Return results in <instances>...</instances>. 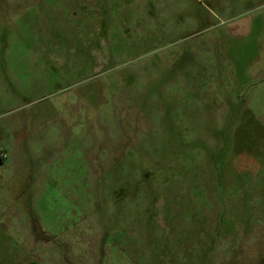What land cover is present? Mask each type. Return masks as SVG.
<instances>
[{"label": "rangeland", "instance_id": "1", "mask_svg": "<svg viewBox=\"0 0 264 264\" xmlns=\"http://www.w3.org/2000/svg\"><path fill=\"white\" fill-rule=\"evenodd\" d=\"M117 1L0 0V54L59 58L76 122L0 190V264H264V26L228 21L259 7Z\"/></svg>", "mask_w": 264, "mask_h": 264}, {"label": "crops", "instance_id": "2", "mask_svg": "<svg viewBox=\"0 0 264 264\" xmlns=\"http://www.w3.org/2000/svg\"><path fill=\"white\" fill-rule=\"evenodd\" d=\"M210 1L219 6L220 0ZM250 1L259 7L261 16L229 19L233 28L239 26L253 28L255 23L264 26V0ZM123 2L124 0L117 1V6L123 7ZM138 14L136 11L132 13L135 19H132L131 23L138 22L136 16ZM140 21L150 24L151 20L145 16ZM13 58L14 61L11 60ZM58 61L59 58L52 55L30 54L11 57L9 54H0V190L2 191L9 188L7 185L12 182L11 178L15 177L21 181V186L18 188L25 192L36 180L33 174L39 175L45 170L41 176H46L51 172L55 160L58 157H66L68 149L72 146L71 138L76 127V122L73 120V106L64 102L59 105L64 113L57 112L59 107L57 95L59 92H64L62 89L59 91L58 84L59 81L63 82H61L62 77L50 64ZM13 62L19 63V67H14ZM15 68L18 69L17 73ZM68 107L71 109L67 110ZM4 154L7 155V159L3 158ZM22 175L26 177H21Z\"/></svg>", "mask_w": 264, "mask_h": 264}, {"label": "built area", "instance_id": "3", "mask_svg": "<svg viewBox=\"0 0 264 264\" xmlns=\"http://www.w3.org/2000/svg\"><path fill=\"white\" fill-rule=\"evenodd\" d=\"M3 158H4V159H7V155L4 154V155H3Z\"/></svg>", "mask_w": 264, "mask_h": 264}]
</instances>
